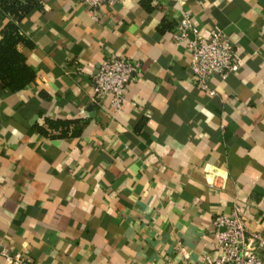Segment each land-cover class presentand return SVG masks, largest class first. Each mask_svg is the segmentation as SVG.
I'll use <instances>...</instances> for the list:
<instances>
[{"label":"crops","instance_id":"0c3cea01","mask_svg":"<svg viewBox=\"0 0 264 264\" xmlns=\"http://www.w3.org/2000/svg\"><path fill=\"white\" fill-rule=\"evenodd\" d=\"M42 4L19 22L35 77L0 91V248L24 264H200L217 214L264 235V0ZM184 13L237 48L240 69L208 90L172 36ZM113 53L140 63L117 113L91 100Z\"/></svg>","mask_w":264,"mask_h":264},{"label":"built area","instance_id":"2783aa9c","mask_svg":"<svg viewBox=\"0 0 264 264\" xmlns=\"http://www.w3.org/2000/svg\"><path fill=\"white\" fill-rule=\"evenodd\" d=\"M84 1L95 11L101 6L114 4L115 0ZM182 16L172 36L176 44H186L191 56V76L199 89L208 90L213 75L225 81L230 74L240 69L237 48L230 36L220 30L212 31L207 36L202 35L193 15L184 13ZM139 68V62L113 53L101 62L92 76L94 86L91 100L101 103L103 97L109 95L108 106L111 112H121L129 83L135 79ZM213 225L215 254H205L200 264H264V259L258 253V249L264 247V235L249 232L245 219L238 212L215 215ZM0 253L6 264L26 262L21 251L11 252L2 247Z\"/></svg>","mask_w":264,"mask_h":264},{"label":"trees","instance_id":"16d2710c","mask_svg":"<svg viewBox=\"0 0 264 264\" xmlns=\"http://www.w3.org/2000/svg\"><path fill=\"white\" fill-rule=\"evenodd\" d=\"M43 0H0V16L7 18L0 29V91H16L27 86L35 77V70L26 62L20 46L31 44L21 32L19 22ZM53 124L68 126L71 120H55ZM67 130L63 134H67Z\"/></svg>","mask_w":264,"mask_h":264}]
</instances>
